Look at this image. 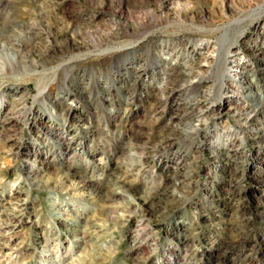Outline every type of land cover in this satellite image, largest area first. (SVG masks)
<instances>
[{"label":"rangeland","instance_id":"obj_1","mask_svg":"<svg viewBox=\"0 0 264 264\" xmlns=\"http://www.w3.org/2000/svg\"><path fill=\"white\" fill-rule=\"evenodd\" d=\"M0 264H264V0H0Z\"/></svg>","mask_w":264,"mask_h":264},{"label":"bare ground","instance_id":"obj_2","mask_svg":"<svg viewBox=\"0 0 264 264\" xmlns=\"http://www.w3.org/2000/svg\"><path fill=\"white\" fill-rule=\"evenodd\" d=\"M226 32H228V29H227V31ZM238 68H236V70H237ZM237 73V72H236ZM236 73H230V74H228V77H231V78H233V76L234 75H236ZM227 75V74H226ZM222 76H225V74H223ZM224 104H226V102H224Z\"/></svg>","mask_w":264,"mask_h":264}]
</instances>
